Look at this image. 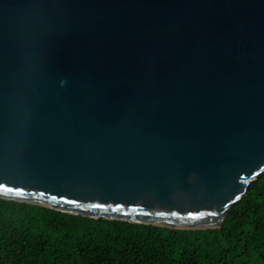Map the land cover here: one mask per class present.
I'll return each instance as SVG.
<instances>
[{
    "label": "water",
    "instance_id": "water-1",
    "mask_svg": "<svg viewBox=\"0 0 264 264\" xmlns=\"http://www.w3.org/2000/svg\"><path fill=\"white\" fill-rule=\"evenodd\" d=\"M264 172V0H0V198L221 227Z\"/></svg>",
    "mask_w": 264,
    "mask_h": 264
},
{
    "label": "trees",
    "instance_id": "trees-1",
    "mask_svg": "<svg viewBox=\"0 0 264 264\" xmlns=\"http://www.w3.org/2000/svg\"><path fill=\"white\" fill-rule=\"evenodd\" d=\"M0 264H264V172L219 228L95 219L0 198Z\"/></svg>",
    "mask_w": 264,
    "mask_h": 264
}]
</instances>
